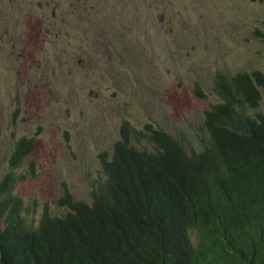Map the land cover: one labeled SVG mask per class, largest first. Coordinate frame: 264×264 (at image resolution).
<instances>
[{
  "label": "rangeland",
  "instance_id": "1",
  "mask_svg": "<svg viewBox=\"0 0 264 264\" xmlns=\"http://www.w3.org/2000/svg\"><path fill=\"white\" fill-rule=\"evenodd\" d=\"M252 69L264 72V0H0V175L15 140L33 136L37 176L13 190L28 221L46 203L64 211L63 182L90 201L122 120L152 121L197 151L215 71Z\"/></svg>",
  "mask_w": 264,
  "mask_h": 264
},
{
  "label": "trees",
  "instance_id": "2",
  "mask_svg": "<svg viewBox=\"0 0 264 264\" xmlns=\"http://www.w3.org/2000/svg\"><path fill=\"white\" fill-rule=\"evenodd\" d=\"M213 85L199 150L152 121L122 120L97 156L104 179L90 201L63 182L64 211L46 203L30 222L13 190L37 176L34 137H18L0 175V264H264V72L216 70ZM193 92L205 97L197 81Z\"/></svg>",
  "mask_w": 264,
  "mask_h": 264
},
{
  "label": "water",
  "instance_id": "3",
  "mask_svg": "<svg viewBox=\"0 0 264 264\" xmlns=\"http://www.w3.org/2000/svg\"><path fill=\"white\" fill-rule=\"evenodd\" d=\"M159 20H162V16H159L158 18ZM95 94L94 93H91L90 96H94Z\"/></svg>",
  "mask_w": 264,
  "mask_h": 264
}]
</instances>
